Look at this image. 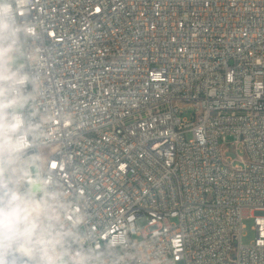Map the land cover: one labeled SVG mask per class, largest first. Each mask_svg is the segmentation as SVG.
<instances>
[{
	"label": "built area",
	"instance_id": "obj_1",
	"mask_svg": "<svg viewBox=\"0 0 264 264\" xmlns=\"http://www.w3.org/2000/svg\"><path fill=\"white\" fill-rule=\"evenodd\" d=\"M8 2L0 198L86 264H264V0Z\"/></svg>",
	"mask_w": 264,
	"mask_h": 264
},
{
	"label": "clouds",
	"instance_id": "obj_2",
	"mask_svg": "<svg viewBox=\"0 0 264 264\" xmlns=\"http://www.w3.org/2000/svg\"><path fill=\"white\" fill-rule=\"evenodd\" d=\"M26 0H20L23 7ZM13 8L8 0H0V30L7 33L12 26ZM7 55V50H5ZM5 80L11 79L5 69ZM28 77L20 76L14 82L23 85ZM11 86L4 89L7 97ZM23 99L18 96L5 99L3 108L21 106ZM16 118L15 126H21ZM25 139L20 137L16 147L23 148ZM5 187H7L5 185ZM58 217L53 215L44 200H36L34 194L25 196L9 190L0 198V264H10L7 257L12 252L25 255L33 264H86L85 257L79 252H71L66 245L67 233L57 227ZM15 264V262H11Z\"/></svg>",
	"mask_w": 264,
	"mask_h": 264
},
{
	"label": "rangeland",
	"instance_id": "obj_3",
	"mask_svg": "<svg viewBox=\"0 0 264 264\" xmlns=\"http://www.w3.org/2000/svg\"><path fill=\"white\" fill-rule=\"evenodd\" d=\"M17 63V60L14 61V64ZM196 112V109L194 107H190L189 109H185L183 111V116H189ZM231 140V138H229ZM227 155L231 158H236L238 155H243V153L237 151L234 152L233 150L228 151ZM245 230H244V236L242 238L243 244H250L252 240L255 238L256 233L254 230V221L252 219L245 220Z\"/></svg>",
	"mask_w": 264,
	"mask_h": 264
},
{
	"label": "water",
	"instance_id": "obj_4",
	"mask_svg": "<svg viewBox=\"0 0 264 264\" xmlns=\"http://www.w3.org/2000/svg\"><path fill=\"white\" fill-rule=\"evenodd\" d=\"M2 195L1 189H0V196ZM10 264L11 262H15V264H33L27 257H24L22 254H12L7 257Z\"/></svg>",
	"mask_w": 264,
	"mask_h": 264
}]
</instances>
